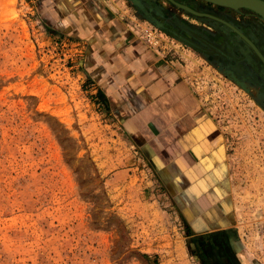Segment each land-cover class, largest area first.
<instances>
[{"label": "rangeland", "instance_id": "374dc122", "mask_svg": "<svg viewBox=\"0 0 264 264\" xmlns=\"http://www.w3.org/2000/svg\"><path fill=\"white\" fill-rule=\"evenodd\" d=\"M139 22L155 47L182 52L216 103L238 206L227 238L239 264H264L262 86L244 91L159 25ZM49 27L35 0H0V264H222L189 238L99 103L80 47Z\"/></svg>", "mask_w": 264, "mask_h": 264}, {"label": "crops", "instance_id": "0c3cea01", "mask_svg": "<svg viewBox=\"0 0 264 264\" xmlns=\"http://www.w3.org/2000/svg\"><path fill=\"white\" fill-rule=\"evenodd\" d=\"M136 1L151 11L155 0ZM35 2L54 35L80 47L85 81L142 156L189 238L204 244L211 235L232 233L238 206L227 129L182 52L147 42L139 21L151 22L136 12L135 0ZM183 18L164 19L199 29ZM203 35L217 38L212 29Z\"/></svg>", "mask_w": 264, "mask_h": 264}, {"label": "flooded vegetation", "instance_id": "af4514ba", "mask_svg": "<svg viewBox=\"0 0 264 264\" xmlns=\"http://www.w3.org/2000/svg\"><path fill=\"white\" fill-rule=\"evenodd\" d=\"M173 1L188 7L197 15L186 12L169 0H160L159 3L155 0L151 11L148 10L149 8L145 9L139 2L135 3V6L141 16L147 18L153 25H159L160 31L179 39L207 57L227 80L241 81L246 85H259L264 91V62L262 61L264 59V20L261 17L246 9L232 11L201 0ZM168 7L182 11L184 14L182 16H185L183 19L188 24L191 18L196 20L199 29L196 32L190 31L188 26L180 29L174 23L175 19H164L171 16L169 13L166 14ZM211 29L217 37L211 39L212 41L203 35ZM204 243H207V248H212L220 263L239 264L232 254L226 235L224 237L211 235L209 239L204 240Z\"/></svg>", "mask_w": 264, "mask_h": 264}, {"label": "water", "instance_id": "95a60500", "mask_svg": "<svg viewBox=\"0 0 264 264\" xmlns=\"http://www.w3.org/2000/svg\"><path fill=\"white\" fill-rule=\"evenodd\" d=\"M169 1L175 6L185 10L186 12H189L193 15H197L196 12L189 9L188 7L178 4L173 0H169ZM201 1L218 7L229 8L231 10L246 9L255 13L264 20V0H201ZM262 61L264 62V59H262ZM233 82L236 85H238L240 88H242L244 91H246L240 83L238 84L237 81H233ZM245 87L247 89L246 92H249V88H247L246 84Z\"/></svg>", "mask_w": 264, "mask_h": 264}, {"label": "built area", "instance_id": "2783aa9c", "mask_svg": "<svg viewBox=\"0 0 264 264\" xmlns=\"http://www.w3.org/2000/svg\"><path fill=\"white\" fill-rule=\"evenodd\" d=\"M145 32V37L147 39V42H149V44L153 45V46H156V43H157V40H152L151 39V34H149L148 32L144 31Z\"/></svg>", "mask_w": 264, "mask_h": 264}, {"label": "bare ground", "instance_id": "6f19581e", "mask_svg": "<svg viewBox=\"0 0 264 264\" xmlns=\"http://www.w3.org/2000/svg\"><path fill=\"white\" fill-rule=\"evenodd\" d=\"M135 2L137 3V1L135 0ZM235 79V78H234ZM238 82V84L240 83L241 85H242V87H244L245 89H246V87H245V85L241 82V81H237Z\"/></svg>", "mask_w": 264, "mask_h": 264}, {"label": "trees", "instance_id": "16d2710c", "mask_svg": "<svg viewBox=\"0 0 264 264\" xmlns=\"http://www.w3.org/2000/svg\"><path fill=\"white\" fill-rule=\"evenodd\" d=\"M215 235V234H214ZM213 237V236H212Z\"/></svg>", "mask_w": 264, "mask_h": 264}]
</instances>
